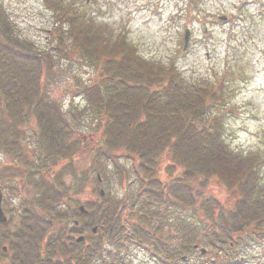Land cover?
Instances as JSON below:
<instances>
[{
    "label": "trees",
    "instance_id": "1",
    "mask_svg": "<svg viewBox=\"0 0 264 264\" xmlns=\"http://www.w3.org/2000/svg\"><path fill=\"white\" fill-rule=\"evenodd\" d=\"M60 5L62 22H59V28L63 23L67 27L66 36L59 37L57 46L69 38L66 55L72 60L94 58L100 66L99 74L94 82L74 89L75 95L85 103L81 113L74 109L63 111L56 93L52 90L50 95L47 90L55 80L47 73L45 77L41 75L43 69L50 72L55 65L53 56L44 53L33 57L35 55L18 50L12 44L16 41L11 23L0 7V128L1 140L10 138L6 149L21 154L25 158L24 164L32 161L30 153L18 144L17 125L25 118L24 107H31L36 115V143L42 146L36 161L43 167L60 156L72 157L73 152L81 150L82 142L74 139L79 133L74 124L78 126L83 113L84 118L88 112L103 124L101 139L92 152L93 174L103 180L105 168L112 166L118 177L125 180L128 172L118 160L123 159L130 163L137 190L134 198L125 196L117 200L105 191L101 205L86 204L90 215L86 218L88 222L97 226L111 241L120 242L118 253H110V258L104 259L102 264H131L125 256L127 246L150 249L162 264H174L177 258L183 264L181 257L193 245H200L198 235L207 232L208 236L209 229L205 223L199 228L200 224H187L183 218L170 223L171 209L189 207L203 210L207 215L208 205L220 209L214 199L203 203L195 199L204 190L196 191V187L203 188L210 179L217 177L219 183H237L241 193L248 198L240 200L235 211L225 213L222 210L218 217L212 218L210 240L227 242L235 233L244 234L246 230L253 237L256 231H250L247 226L255 214L260 217L264 214V205L255 197L254 189L248 188L253 184L254 176L257 177L254 167L258 159L237 155L229 149L221 136L219 115L206 112L208 100L216 104L221 99L219 81H208L206 76L189 82L173 62L165 66L152 64L128 49L120 51L118 56L100 55V48L103 52L111 39L98 38V31L92 26L94 19L85 18V12L77 13L70 2ZM1 66H9V72H3ZM68 91L67 86L65 95L73 92ZM2 100L7 104L4 111ZM88 117L92 120V116ZM62 136L65 141H61ZM27 172L31 174L30 169ZM68 176L74 181L66 184ZM43 182L49 186L46 198L52 201L53 207L56 201L64 198L76 200L75 196L81 192L75 186L76 177L71 165H66L53 180ZM54 212L52 218L59 219L58 213ZM31 228L38 236L43 226L33 223ZM101 240L102 237L97 238L94 246L88 247L84 244L68 246L60 238L52 245L58 251L53 255L58 253L63 264H94L93 258L99 252L102 254ZM53 263L60 262L53 260Z\"/></svg>",
    "mask_w": 264,
    "mask_h": 264
},
{
    "label": "rangeland",
    "instance_id": "2",
    "mask_svg": "<svg viewBox=\"0 0 264 264\" xmlns=\"http://www.w3.org/2000/svg\"><path fill=\"white\" fill-rule=\"evenodd\" d=\"M1 1L13 22V35L17 41L25 45L32 44V48L19 44L18 50L24 54L47 53L50 57L53 56L55 65L51 71L43 69L44 74L39 71L41 75L47 73L55 80L54 85L47 87L49 94L51 95L52 90L56 93L57 99L63 104V111L72 108L81 113L85 103L75 95L74 89L94 82L100 66L94 62V58L70 59L65 53L68 52L69 38L63 45L57 46L59 37L66 36L67 27L65 24L63 28H54L56 18L60 22V16H56L52 8L57 0L50 2L52 6H48L46 0ZM59 1L67 5L70 2L77 13L82 15L85 12V18H93L92 26L98 31V38L102 36L111 39L103 52L100 48V55L103 53L118 56L120 51L128 49L132 54L152 64L165 66L173 62L183 73V78L189 82L206 76L208 81H219L218 93L221 99L216 104L208 100L206 112L209 110V114L219 115L217 119L222 126L221 136L229 149L237 155L250 157L255 161L258 159L254 167L257 177L254 176L253 184L248 185V188L264 194V0ZM185 29L190 31V36L187 49L182 51ZM115 63L118 64L117 61ZM67 86L69 91H73L71 95L64 93ZM28 113L25 122L36 121L34 112L29 110ZM86 114L85 118L84 113L81 115L78 126L74 124L75 131H79L74 139L83 142V145H79L81 150L76 154L72 153V158L67 156L63 161L58 158V164L53 165L49 171V176L54 177L65 170L66 165H71L76 177L75 186H78L81 192L75 196L76 200H64L71 204L72 212L69 214L64 208L57 206V213L64 216L60 217L61 220H55L49 230L65 229L70 234L72 221L78 218L74 211V207L78 205L77 201H95L96 188H103L115 200L125 196L132 199L137 190L130 163L123 159L118 160L128 172L126 179L121 180L114 168L108 166L105 168L106 173L102 175V183L97 185L95 173L92 171V152L101 139L104 126L94 115H88V112ZM88 116H92V120ZM205 119L208 125V116ZM25 122L24 125H28ZM61 141H65V137L62 136ZM71 180L74 181L68 176L65 183L69 184ZM34 181H26L29 188L23 193L25 197L29 196L28 191L35 185ZM196 188V191L204 189L201 191L202 196L195 197L198 198L196 202L203 203L214 199L220 205V209L215 208L214 217L222 210L228 213L227 204V208H230L238 202L237 199L242 201L248 198L246 194L241 193L237 183L218 184V177L203 188ZM227 194L233 195L235 201ZM64 202L61 203L64 205ZM36 207L42 210L41 207ZM178 207L180 209H175L177 211H173L172 207L170 223H175L177 218H183L187 224H200L201 228L205 223L212 229V221L208 223V215L203 210ZM255 215L247 227L258 234L254 238L239 241L242 248L238 242L230 247L231 249L227 242L213 243L211 236L202 232L198 235L199 247L206 249V254L202 256L199 249H190L184 254L186 262L183 264H264V235L261 234L264 232V214L262 217ZM199 218L203 221L200 222ZM213 230L216 231L215 228ZM168 232L170 233V230ZM174 232L175 227L172 228L173 236ZM143 250L131 248L129 259L132 264H158L155 258H150L149 253ZM174 264H180L179 258Z\"/></svg>",
    "mask_w": 264,
    "mask_h": 264
},
{
    "label": "flooded vegetation",
    "instance_id": "3",
    "mask_svg": "<svg viewBox=\"0 0 264 264\" xmlns=\"http://www.w3.org/2000/svg\"><path fill=\"white\" fill-rule=\"evenodd\" d=\"M227 195L229 196L230 194H227ZM230 196L232 197L233 195H230ZM3 202H6V201H3ZM2 209L5 212L4 210L5 208L2 207ZM3 228L4 226L0 224V264H29L28 262L25 263L21 260H18L19 256L17 253L13 254L14 248H11L6 244V242H8V240L6 239L11 238L12 233Z\"/></svg>",
    "mask_w": 264,
    "mask_h": 264
},
{
    "label": "water",
    "instance_id": "4",
    "mask_svg": "<svg viewBox=\"0 0 264 264\" xmlns=\"http://www.w3.org/2000/svg\"><path fill=\"white\" fill-rule=\"evenodd\" d=\"M187 40H188V31L185 34V44L187 43ZM80 240H82V238H80ZM201 253L203 254L204 253V250H202Z\"/></svg>",
    "mask_w": 264,
    "mask_h": 264
}]
</instances>
